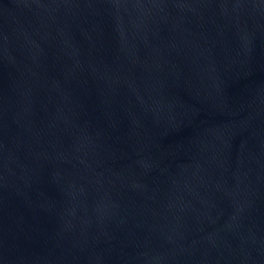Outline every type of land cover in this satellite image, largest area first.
<instances>
[{"label":"water","instance_id":"water-1","mask_svg":"<svg viewBox=\"0 0 264 264\" xmlns=\"http://www.w3.org/2000/svg\"><path fill=\"white\" fill-rule=\"evenodd\" d=\"M0 264H264V0H0Z\"/></svg>","mask_w":264,"mask_h":264}]
</instances>
